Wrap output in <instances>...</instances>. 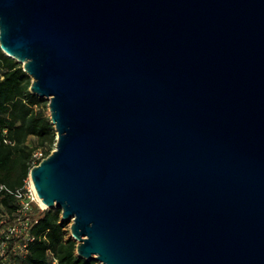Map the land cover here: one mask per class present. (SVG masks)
I'll list each match as a JSON object with an SVG mask.
<instances>
[{"label": "water", "instance_id": "water-1", "mask_svg": "<svg viewBox=\"0 0 264 264\" xmlns=\"http://www.w3.org/2000/svg\"><path fill=\"white\" fill-rule=\"evenodd\" d=\"M49 99L30 175L101 264H264V0H0Z\"/></svg>", "mask_w": 264, "mask_h": 264}, {"label": "trees", "instance_id": "trees-1", "mask_svg": "<svg viewBox=\"0 0 264 264\" xmlns=\"http://www.w3.org/2000/svg\"><path fill=\"white\" fill-rule=\"evenodd\" d=\"M32 83L23 63L7 55L0 44V184L14 189L25 184L32 167L57 142L49 99L34 93ZM38 151L43 153L39 159L35 157ZM19 206L13 194L0 193V212L8 215L7 224L17 220ZM24 217L30 219V233L36 239L28 243L26 253L10 251L6 264H99L78 254V241L61 208H42L35 203ZM0 264L5 263L0 260Z\"/></svg>", "mask_w": 264, "mask_h": 264}, {"label": "built area", "instance_id": "built-area-1", "mask_svg": "<svg viewBox=\"0 0 264 264\" xmlns=\"http://www.w3.org/2000/svg\"><path fill=\"white\" fill-rule=\"evenodd\" d=\"M42 155L43 153L38 151L35 157L39 159ZM4 191L13 194L20 205L18 211L19 217L13 223L7 224L8 215L0 212V260L6 264L9 262L10 251L18 254L26 253L28 251V243L36 239L30 233V219L24 217V215L33 210L35 203H38L42 208H45V206L40 202L39 194L31 175H29L22 187L16 189L6 184H0V193ZM12 243L13 245L11 246Z\"/></svg>", "mask_w": 264, "mask_h": 264}, {"label": "bare ground", "instance_id": "bare-ground-1", "mask_svg": "<svg viewBox=\"0 0 264 264\" xmlns=\"http://www.w3.org/2000/svg\"><path fill=\"white\" fill-rule=\"evenodd\" d=\"M40 202L46 207L47 205L43 202V199L39 196Z\"/></svg>", "mask_w": 264, "mask_h": 264}, {"label": "rangeland", "instance_id": "rangeland-1", "mask_svg": "<svg viewBox=\"0 0 264 264\" xmlns=\"http://www.w3.org/2000/svg\"><path fill=\"white\" fill-rule=\"evenodd\" d=\"M49 110H50V107H49ZM55 147H56V142H55ZM70 230H71V222H70ZM71 233H72V231H71ZM99 262V264H101V262L100 261H98Z\"/></svg>", "mask_w": 264, "mask_h": 264}]
</instances>
